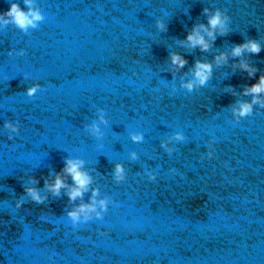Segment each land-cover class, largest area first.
I'll list each match as a JSON object with an SVG mask.
<instances>
[{
    "label": "clouds",
    "instance_id": "clouds-1",
    "mask_svg": "<svg viewBox=\"0 0 264 264\" xmlns=\"http://www.w3.org/2000/svg\"><path fill=\"white\" fill-rule=\"evenodd\" d=\"M26 6V11L21 8L20 3L10 2V7L7 11L0 13V29L6 28L8 25H13L25 35L30 33V30H36L40 27L46 19L45 14L37 4V0H22ZM202 14L206 17L207 22L195 23L187 32L186 38L177 40L180 47L196 50L200 52H209L214 45L217 36H226L230 33L229 23L230 17L226 11L219 8L214 10L207 7L203 8ZM156 28L161 32H167L168 25L162 20L155 21ZM262 51V45L259 40L249 38L243 43L234 44L231 48L230 55L233 58L243 57L244 54L250 53L257 55ZM13 51H9L8 55L12 56ZM191 54V52H189ZM17 56L25 55V50L21 49L15 53ZM229 53L220 52L215 55L211 61L196 59L189 71L191 72V79L182 80L180 88L186 89L191 93L197 88L205 87L213 76V65L216 67L225 66L228 64ZM168 61L170 67L168 71L172 72L173 77L181 69H184L188 64L187 59L180 52L171 51L168 53ZM233 69H239L246 73L248 78L255 77L258 71H261L259 79L249 85H244L240 95L251 97L250 100H237L231 107V115L235 123H239L242 119L253 115L254 106L264 109V71L258 69L254 64L247 59H238V62L232 65ZM135 75V72H133ZM27 79V76L24 77ZM42 90L40 83H33L26 88L25 94L31 99L36 96L38 91ZM226 90H230L232 95H237L235 87L229 85ZM98 118L92 120L90 123L84 125V131L96 140H100L104 136L101 125H107L108 120L105 119L106 111L104 108H97ZM4 128L8 132V138L12 139L14 134L20 131L19 122L6 120ZM129 138L134 143H141L144 141V134L140 131H130ZM175 140L180 142L185 141V136L182 132L175 133ZM215 138L213 137L207 143V152L201 154L200 159H212L214 156L213 144ZM164 152L169 156L174 152L173 149L168 148L165 144H161ZM131 161L139 159L136 151H131L128 154ZM85 161L79 157H65L63 168L52 176L51 180L43 177V187L53 196L60 198L62 190L68 200V204L74 205L65 209V215L73 228L88 224L93 220L102 221L104 216L109 211L110 205H116L114 199L110 196L98 199L99 190L91 189V196L89 202L83 201L84 194L89 191L92 184V176L84 168ZM171 171H175L172 169ZM146 176L150 181L156 180V174L153 171H146ZM51 175V174H50ZM112 176L114 181L119 184L125 182L127 179L126 169L122 163H115ZM70 177L71 183H68L67 178ZM39 180L34 176H29L26 181L22 183L23 194L15 202L17 209L21 208L25 203L26 196L31 202L36 205H43L48 199L47 196L41 194V189L37 187ZM118 206V205H117Z\"/></svg>",
    "mask_w": 264,
    "mask_h": 264
}]
</instances>
